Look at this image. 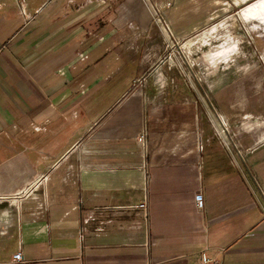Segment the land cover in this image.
<instances>
[{
  "label": "crops",
  "instance_id": "obj_1",
  "mask_svg": "<svg viewBox=\"0 0 264 264\" xmlns=\"http://www.w3.org/2000/svg\"><path fill=\"white\" fill-rule=\"evenodd\" d=\"M250 1L173 0V40ZM19 2L0 0V264H264V147L222 145L144 0ZM242 70L211 83L233 123Z\"/></svg>",
  "mask_w": 264,
  "mask_h": 264
},
{
  "label": "rangeland",
  "instance_id": "obj_2",
  "mask_svg": "<svg viewBox=\"0 0 264 264\" xmlns=\"http://www.w3.org/2000/svg\"><path fill=\"white\" fill-rule=\"evenodd\" d=\"M259 1L261 0H251L246 5L236 8L230 18L211 26L190 42L177 46L176 58L169 60L172 70L185 80L189 88L199 93V98L202 96L208 98L213 117L211 126L225 147L238 146L243 149L244 146L255 145L254 143L258 144L257 147H264V115L251 114L253 108L264 104V22L261 20L247 22L240 16V12L247 5H254ZM228 47L234 49L227 55L229 57L215 56L223 48ZM234 63L244 69L240 74L242 113L236 123L230 122L219 112L216 101L218 94L213 91L211 84L215 73L224 71ZM180 65L189 67L195 76L192 84L181 75L178 69ZM244 136H252L253 139H248L245 143Z\"/></svg>",
  "mask_w": 264,
  "mask_h": 264
},
{
  "label": "built area",
  "instance_id": "obj_3",
  "mask_svg": "<svg viewBox=\"0 0 264 264\" xmlns=\"http://www.w3.org/2000/svg\"><path fill=\"white\" fill-rule=\"evenodd\" d=\"M144 2L148 6V8L150 9V12L153 16L154 23L163 32V34H165V36L168 40V43H169L168 45L171 48V55H172V56H169L170 57L169 60L176 58L177 55H176L175 50L177 48V44L173 40L171 26L169 24L168 19L166 18V15H165V12L172 8L173 0H144ZM19 3H20V5H19L20 11H21L22 15L24 16V15H26V2H25V0H21V2H19ZM178 69H179L181 75H183L186 78V81L192 84L193 78L195 79V76L192 74L189 67H187V66L184 67V66L180 65V67H178ZM164 83L165 82L162 81L161 86L165 87L166 84H164ZM138 142L142 146V148H144L145 150L147 149L148 143H147L146 133H142L139 136ZM146 180H148V176H146ZM195 201L197 203V206L200 209L204 208V205H205L204 204V197L201 193H198L195 196ZM138 207L141 209H144L146 211L147 210V203L144 202V203L140 204ZM13 261L23 263L24 258H23L22 253L19 252V253L15 254L13 257ZM201 264H218V263L211 260L210 258L207 257V255L205 253H203Z\"/></svg>",
  "mask_w": 264,
  "mask_h": 264
},
{
  "label": "bare ground",
  "instance_id": "obj_4",
  "mask_svg": "<svg viewBox=\"0 0 264 264\" xmlns=\"http://www.w3.org/2000/svg\"><path fill=\"white\" fill-rule=\"evenodd\" d=\"M262 17H264V1L259 3L256 7H251L247 9L244 13V19H246L247 21Z\"/></svg>",
  "mask_w": 264,
  "mask_h": 264
}]
</instances>
